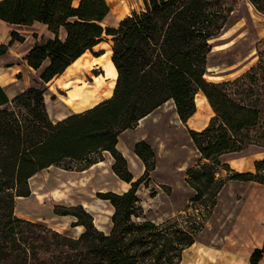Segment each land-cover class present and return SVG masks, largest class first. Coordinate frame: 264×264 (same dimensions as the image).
<instances>
[{
	"label": "trees",
	"instance_id": "trees-1",
	"mask_svg": "<svg viewBox=\"0 0 264 264\" xmlns=\"http://www.w3.org/2000/svg\"><path fill=\"white\" fill-rule=\"evenodd\" d=\"M240 1L141 0L139 11L122 18L117 27H103L110 11L106 0H0V22L16 26L37 22L52 34L39 39L34 34L35 42L23 58L38 72L32 85L12 98L0 85V264L180 263L200 225L157 223L144 216L136 194L142 176L133 180L116 147L117 135L169 100L185 122L196 110L200 91L212 115L202 129L188 130L199 159L205 160L187 169L195 199L205 194L213 198L223 185L215 178L221 155L250 145L264 148V38L255 44L256 62L239 76L205 79L210 41L223 31ZM243 1L264 14V0ZM103 37L110 38V59L117 73L112 95L52 122L44 102L45 84L85 53L101 56L94 48ZM11 39L24 41L15 32ZM5 50L0 45V56ZM88 120L92 127L85 133L80 123ZM88 139L100 145H89ZM94 149L109 152L112 171L130 184L120 193L97 192L113 208L107 231L96 227L80 203L54 206L56 215L71 218V228L81 227L75 235L15 214L16 200L31 193L29 179L36 172L66 159L90 165L94 161L88 155ZM133 152L147 173L155 157L152 147L139 140ZM229 178L264 184V156L254 161L253 172L234 171ZM263 254L264 241L253 249L249 264L259 263Z\"/></svg>",
	"mask_w": 264,
	"mask_h": 264
},
{
	"label": "rangeland",
	"instance_id": "rangeland-1",
	"mask_svg": "<svg viewBox=\"0 0 264 264\" xmlns=\"http://www.w3.org/2000/svg\"><path fill=\"white\" fill-rule=\"evenodd\" d=\"M106 1L110 13L101 22L103 27H117L122 18L132 11H139L142 5L141 0ZM22 29H36V25ZM34 34L40 32L31 33L35 42ZM23 38L24 41L27 39ZM263 38L264 14L255 11L246 1H240L223 31L210 41L212 49L205 79L221 81L239 76L256 62L255 44ZM94 52H102V55L94 57L87 52L63 75L52 80L44 95L49 112L50 99L58 98L53 103L59 107L60 101L67 96L66 91L61 90L66 86L80 85L83 92L94 86L95 90L100 87L99 98L105 100L111 96L109 90L115 80L112 82L108 75L110 38L103 37ZM195 100L196 110L185 122L178 118L173 102L166 101L134 127L120 132L116 147L126 158L133 180L142 176L136 194L146 218L157 223L177 220L184 225L193 221L200 225L194 243L183 252L179 264H249L253 249L260 248L264 241V184L229 177L234 171L253 172L254 161L264 156V148L251 145L239 152L221 155L220 163L215 165V178L222 179L223 185L215 197L209 199L205 194L195 199L187 169L205 160L199 159L188 130L202 129L212 115L200 91ZM93 101L94 98L88 103ZM80 126L87 133L91 131L92 122L88 120ZM139 140L149 143L155 153L153 167L147 173L133 152L134 143ZM86 142L89 145L98 143L92 139ZM88 158L94 161L90 165L83 166V161L66 159L59 165L36 172L29 179L31 193L16 200L15 214L75 235L81 227L71 228V218L56 215L54 206L80 203L92 214L96 227L107 231L113 208L107 200L99 198L97 192L120 193L130 184L112 171L114 159L109 152L94 149ZM257 264H264V254Z\"/></svg>",
	"mask_w": 264,
	"mask_h": 264
},
{
	"label": "crops",
	"instance_id": "crops-1",
	"mask_svg": "<svg viewBox=\"0 0 264 264\" xmlns=\"http://www.w3.org/2000/svg\"><path fill=\"white\" fill-rule=\"evenodd\" d=\"M75 1L77 2L78 0H75ZM34 25H36V29H22V28H31ZM32 26H16V25H9V24L0 22V45L5 46L6 48L4 56L3 55L0 56V85L3 87L4 91L6 92L9 98L14 97L18 93L28 88L30 85H32L33 79H35L36 76L38 75V72L31 70L26 65V62L23 60V58L28 54L29 50L32 48L34 44V40L31 38V33L34 32L35 30H36V33L37 31L40 32V34H36L38 36V39L41 38L42 36L52 37V34L47 30V27L45 25L36 22ZM13 32L19 34L22 38L26 37L27 39L23 41L22 43L18 41L12 42L11 34ZM64 36H65V33L63 29H60L59 37L63 39ZM109 68L113 73V76H110L111 81L113 82L116 79L117 73L112 64L108 66V69ZM103 74L105 76V73ZM103 79L108 80L105 77ZM52 80H50L48 83L45 84V91H47V89L50 88V83L52 82ZM109 82H110V79H109ZM113 84H115V81ZM113 87L114 85L110 86V90H109L110 95H112ZM61 90L66 91L67 96H65L62 99L63 101H60L61 104L60 105L58 104L59 107H56L57 104L53 103V101L57 100L58 98L50 99L51 112H49V109L47 106L48 104L46 103V99L44 98L48 116L50 120L54 123L69 115L83 112L104 100V99L99 98L98 96L102 92L100 87H97V89L95 90V86H94L93 89H86L84 92L81 89L80 85H77L75 87L66 86L64 87V89H61ZM45 91H44V95H45ZM78 96L81 97V100L78 99ZM93 98H94V101L91 103H88ZM61 113L63 114L58 116V114H61Z\"/></svg>",
	"mask_w": 264,
	"mask_h": 264
},
{
	"label": "bare ground",
	"instance_id": "bare-ground-1",
	"mask_svg": "<svg viewBox=\"0 0 264 264\" xmlns=\"http://www.w3.org/2000/svg\"><path fill=\"white\" fill-rule=\"evenodd\" d=\"M112 64V62L111 61H109V63H108V66H110ZM113 65V64H112ZM108 75L109 76H113V73H112V71L110 70V68L108 69Z\"/></svg>",
	"mask_w": 264,
	"mask_h": 264
},
{
	"label": "water",
	"instance_id": "water-1",
	"mask_svg": "<svg viewBox=\"0 0 264 264\" xmlns=\"http://www.w3.org/2000/svg\"><path fill=\"white\" fill-rule=\"evenodd\" d=\"M207 69V68H206Z\"/></svg>",
	"mask_w": 264,
	"mask_h": 264
}]
</instances>
